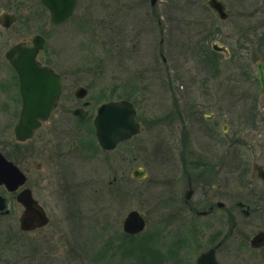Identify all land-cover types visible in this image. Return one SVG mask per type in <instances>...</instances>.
Instances as JSON below:
<instances>
[{
	"label": "rangeland",
	"instance_id": "rangeland-1",
	"mask_svg": "<svg viewBox=\"0 0 264 264\" xmlns=\"http://www.w3.org/2000/svg\"><path fill=\"white\" fill-rule=\"evenodd\" d=\"M224 1L229 14L226 19L217 17L206 0H158L154 6L147 0L145 6L137 7L136 17L125 19L123 13L113 12L123 11L124 3L120 1L79 0L73 15L56 27L45 23L48 12L40 2H35L28 12L34 15L32 28L25 33L21 32V26L17 27V34L9 31L13 35L10 44L23 37L31 43L34 35L43 34L46 38L43 52L66 78L61 108L54 111L50 123L49 119L43 122L33 137L21 144L15 142L13 127L7 123L8 120L14 123L17 116L12 113L13 119L11 114L1 113L0 149L10 158L16 157L22 168L33 169L40 180L33 191L43 202L49 185L59 184L52 174V182L50 177L45 183L44 179L50 169L52 173L56 170L58 148L53 145L61 142V203L91 204L95 202L93 196L98 202L108 199L117 203L124 197L122 219L133 209L147 219V228L140 236L119 238L122 227L117 224V235L110 244L102 241L107 251L83 253L77 262L74 257L61 254V264H193L205 245L197 247L191 256V247L188 250L182 245L190 239L186 238L190 237L187 224L184 221L175 224L171 209L172 202L180 201L179 191L185 188L187 176L199 182L196 172L204 169L201 165V169L175 176L173 147L177 144L182 148L181 143L185 142L187 153L192 149L195 165L212 158L218 167L215 156L220 153L226 171L221 189L229 199L258 202L248 216L239 209L231 210L232 214L225 210V220L227 216L235 218L242 230L238 242L251 238L259 227L264 228V185L252 178L253 164L264 163V90L256 68L257 62L264 64V0ZM139 2L130 1L129 6ZM19 11L26 14L25 9ZM215 42L227 47L229 52L214 50ZM7 47L1 48L3 56ZM79 85L85 86L89 93L73 104L85 110L89 105L84 104L87 100H94L95 112L109 99H129L136 106L143 129L124 147L129 151L130 173L141 166L148 174L138 179L130 174L126 194L116 197L118 191H114L122 183L121 177L118 185H109L114 177L110 169L116 165L121 149L103 153L97 146V155L81 156L78 152L81 137L96 142L90 126L93 117L81 123L67 110ZM212 114L214 117L209 119ZM171 115L177 119L170 120ZM34 163L41 164V168L35 170ZM76 165L78 174L73 170ZM201 186L209 195L216 190L212 184ZM94 187L97 192L93 195ZM251 188L260 192V199L256 200ZM204 189L199 190L193 201L201 194L204 197ZM111 190L114 194L108 198ZM85 211L79 219L82 223L90 222V211ZM56 212L52 218L61 219L64 224L67 210L57 207ZM107 212L104 210L103 218L115 217ZM11 219L12 215L2 217L1 226L7 228ZM202 220L208 225V234L212 226L217 227V217L216 222L209 218ZM84 230L80 232L77 227L75 232L87 233L89 238L95 233L92 224ZM90 246L89 243L86 250ZM243 247L246 248L243 245L241 252L246 251H242ZM222 255L231 260L234 253L226 250ZM15 256L12 251L0 252V264H13ZM44 258L40 254V258H33L32 264H44Z\"/></svg>",
	"mask_w": 264,
	"mask_h": 264
},
{
	"label": "flooded vegetation",
	"instance_id": "flooded-vegetation-1",
	"mask_svg": "<svg viewBox=\"0 0 264 264\" xmlns=\"http://www.w3.org/2000/svg\"><path fill=\"white\" fill-rule=\"evenodd\" d=\"M79 0H75V7L73 10H76V6ZM117 2H121L123 11L119 9L113 10L114 13L121 12L124 14L123 18L127 19L128 17L134 18L136 17L135 14L138 12L137 8L140 6H145V1L147 0H113ZM136 2V1H142L139 2L136 6H129V2ZM150 0V4H151ZM35 2H40L42 9H46L48 12V19L46 18L45 23L50 25V27H56L57 25H53L51 23V12L49 8L43 4L42 0H0V115L1 113H9L12 116V113L17 116L16 121L11 120V122L8 120L7 123L10 125V127H13V134H14V128L17 124L20 116V112L22 109V98L20 94L19 89V80L18 76L13 69L12 65L10 64L9 60L6 57V52L9 48H11L13 45L19 42H29V39L27 37H23L22 39L18 40V42H14L13 44H10L12 41L13 35L9 32L10 30L14 33L17 31V27L21 26V32L25 33L28 29L32 28V25L34 23V15H28V12L32 5L35 4ZM152 5V4H151ZM153 4L152 6H154ZM19 8L25 9L26 14L23 15L19 11ZM118 10V11H117ZM125 12V13H124ZM71 14V16L73 15ZM70 16V17H71ZM69 17V18H70ZM68 18V19H69ZM66 21V20H65ZM64 21V22H65ZM124 21V20H123ZM62 22V23H64ZM61 23V24H62ZM125 27L129 28V25H126ZM19 33V31L16 32V34ZM42 35L44 38L45 36L41 33H38ZM34 37V36H33ZM33 39V38H32ZM5 42V43H4ZM32 42V40H31ZM46 42V38H45ZM30 43V42H29ZM7 45V50L4 53L1 51L2 46ZM45 45V44H44ZM36 61L39 62L42 66H50L52 67L57 73L61 75L62 82H63V91L65 86V76L62 72H60L54 65L50 64L48 61V58L46 54L41 49L36 57ZM3 73V74H1ZM75 93V91H74ZM88 93V92H87ZM71 98V97H70ZM61 99L62 95L60 97V100L58 102V105L56 109L61 108ZM79 98L75 94V98H72V100L69 101L67 110L72 113V117H76L78 121L81 123H87L89 121V117L93 113V105L94 100H87L84 102L88 103L87 109L82 108L83 106H77L74 105V101L77 102ZM93 102V103H92ZM64 106V105H63ZM65 107V106H64ZM55 109V110H56ZM76 109H81V113L84 114L85 118L84 120L80 119V115H77L74 113ZM54 110V111H55ZM54 111L51 113V116L53 115ZM90 112V115H89ZM215 114H212L208 117L213 118ZM51 116L48 120V123H50ZM10 117V118H11ZM15 116L13 117V119ZM9 119L6 117V120ZM177 119L176 116L171 115L170 120ZM92 121V120H91ZM5 122V121H4ZM140 123V130L137 134L133 135L129 139L121 140L117 143L116 147L113 149H105L102 148V146L99 144V141L96 137L94 123L92 121L93 134L95 135V141L93 142V139H88L81 137L79 139L78 145V152L81 156L83 154H90V155H97L99 152L98 147L103 153L106 152H114L116 150L121 149L120 155H117V158L115 160L116 165H112L111 172H113L114 177L109 181V185L113 187L115 184H119L118 177H121L120 185L117 186V189H114V191H118V194L116 197L121 193V195L126 194L128 183L131 178H133L134 172L136 170H140L141 166H138L132 170L130 173V169L128 166L129 161V151L124 147L130 140L134 139L136 136L140 134L142 131V123L138 120ZM47 123V121H45ZM2 122L0 121V128H2ZM56 134V133H55ZM15 135V134H14ZM169 139V138H166ZM188 138H186L187 140ZM16 140V139H15ZM170 140V139H169ZM176 143L177 140L175 139ZM182 142L185 140H181ZM17 144H21L17 140L15 141ZM167 143V141L165 142ZM171 143V142H169ZM8 143H6L5 146H7ZM185 145V148L184 146ZM214 145V144H213ZM58 148V154L57 159L59 160V163L56 167V170L52 173V170L50 169L47 176H45V180L48 181V178L53 175V177H57V182L59 183L56 187L53 183H51L48 187V192L45 193L44 197L45 200L42 202L38 199V197L35 195L33 188L35 183H38L40 180L35 177L33 173V169L31 167H21L16 162L15 158H10L8 155H6L1 149L0 152L4 154L6 158L11 160L14 164L17 165V167L20 168V170L25 175V182L18 186L16 189L11 190L9 189L5 184L0 182V203L2 202L1 198L5 199V204L7 205L4 210L0 211V221L1 218L4 216L12 215V219L10 220V223H8V227H2L0 224V252L1 253H7L12 251L16 256L12 259L13 264H32L35 259L34 257L38 256L40 258V254L45 256L46 258L44 261V264H61V254H63L65 257H74V261H78L77 258L82 256L83 253L86 255H91V253H104L106 250L105 245L110 244L112 239L117 235V224L118 227H122V231L119 234V238L122 237L123 239H128L129 236H140L141 233L131 235L124 230V219L122 217L124 216V197L122 202H115L109 201L108 199L106 201L98 202L96 201V198L93 196V199L95 200L94 203L86 204L80 202H71V203H61V142H59L58 145L54 144L53 147ZM182 148H178V145L173 147L174 153L172 155V161L174 166V173L175 176L177 174L181 173H190L192 172V169L200 168L201 165L204 169L197 171L196 175L199 177L198 180H193V176L188 175L187 176V182L185 184V188L181 189L179 191V202H172L171 203V209H173V220L175 221V224L179 225L182 221L186 222L187 228L190 238L187 240H181L183 241L182 245L185 248L191 247V256L194 250L197 247H203L201 249L200 253L197 255L195 262L193 264H200L199 263V257L205 253H210L215 258V261L217 264H264V244L258 247L252 246L251 240L260 231H264V228L259 227L258 231L251 237L246 239L245 241L238 242V239L242 235V230L240 229L238 225V221L235 218L226 217L225 220V210H229L230 214L231 210L239 209L240 213H242L244 216H248L251 212V209L253 208V205H257L258 202L250 203L246 200H236L235 198L229 199V196H226V193L223 192L221 189L222 183L225 182V174L226 171L224 170V161L221 159L220 153L216 154L215 157H217L215 160H217V166L216 164L212 162V158L208 159L205 164L203 162H198L196 165L193 163L194 154L192 153V149H190V153H187L188 151V143H181ZM215 146V145H214ZM119 154V153H118ZM29 155V154H28ZM93 158V157H92ZM214 161V160H213ZM29 160H27V163ZM76 163V162H75ZM264 164V163H262ZM41 164L34 163L33 167L36 169L41 168ZM78 166L76 165L73 169L77 174L78 170L76 169ZM145 169V168H143ZM147 171V170H146ZM51 172V173H50ZM194 175V174H193ZM238 177V176H237ZM252 178L259 180L264 185V182L261 180V178L258 177L255 171H253ZM49 182L51 181V177L49 178ZM125 182V183H124ZM202 185L210 186L211 184L216 189L212 195H209L208 190L204 189ZM29 189L32 193V196L38 201V203L43 207L45 210L47 216H48V222L47 224L38 227L36 229H23L21 226V215L23 214L25 210V206L23 203L19 200V195L24 190ZM200 189H204V197H199L197 201H193V197L197 193H199ZM191 191L190 198L186 197L187 191ZM79 191V190H78ZM252 195L257 199H260L261 194L258 191H255V189H250ZM97 187H94L92 189L93 195L96 194ZM108 194V193H107ZM114 194V192L109 193L108 198ZM115 198V196H114ZM228 202V206L226 202ZM58 201V202H57ZM116 204V205H115ZM63 210H67V212L64 215V219L62 220L64 224L61 223V219L57 221V219L52 218L53 215H55L57 212V207ZM114 206H117L114 208ZM227 208V209H226ZM89 209L90 211V222L82 223L79 219L83 215L85 210ZM104 210L108 211V216H115L110 219L103 218L106 214L104 213ZM244 211H248L245 213ZM144 216V215H143ZM217 217V222L215 218ZM145 220L146 217L144 216ZM202 218H209L213 219L217 227L215 228L212 226V231L208 234V225L204 223ZM228 221V222H227ZM80 222V224H79ZM227 223V228H226ZM93 226V229L95 231L94 235L89 238L88 234L86 233H78L75 232V230L78 228L81 229L80 232L85 231L87 229V226L90 225ZM147 225V221H146ZM147 227L145 226V229ZM218 228V229H217ZM69 229H72V233H68ZM144 229V230H145ZM217 229V231H215ZM143 230V232H144ZM103 231L105 233H103ZM178 233V232H177ZM230 239H233L234 243L231 242ZM91 240V241H90ZM98 240V241H96ZM104 240V241H103ZM190 240V241H189ZM92 241H96L95 243H91ZM106 242V244H103V242ZM62 242V244H61ZM92 246L89 247V249L86 250L89 243ZM196 242V243H195ZM102 243V244H101ZM236 243V244H235ZM186 245V246H185ZM243 247L242 251L246 249V251L241 252L240 248ZM109 246V245H108ZM236 246V247H235ZM62 247V249H61ZM84 247V248H83ZM97 247V248H96ZM230 247V248H229ZM83 248V249H82ZM188 248V250H189ZM62 250V251H61ZM85 250V251H84ZM187 250V251H188ZM231 250V252L234 253L231 260H229L228 256L222 255L223 251ZM243 253V254H242ZM193 258V257H192ZM72 260V261H73Z\"/></svg>",
	"mask_w": 264,
	"mask_h": 264
},
{
	"label": "water",
	"instance_id": "water-1",
	"mask_svg": "<svg viewBox=\"0 0 264 264\" xmlns=\"http://www.w3.org/2000/svg\"><path fill=\"white\" fill-rule=\"evenodd\" d=\"M50 8L52 22L54 24L65 20L72 13L75 0H43ZM157 0H152L156 3ZM207 4L222 19L228 17L226 5L223 0H207ZM44 39L37 35L34 37L33 45L25 42L15 45L7 53V58L17 70L20 78V89L23 99V109L19 122L15 128L16 138L24 141L31 138L42 121L47 120L52 110L57 106L62 85L58 74L49 67H42L35 61V57L42 48ZM214 49L225 51V47L214 44ZM258 78L261 88L264 90V66L257 63ZM79 97L86 94L83 87L76 91ZM79 113V110L76 111ZM83 117V115H81ZM134 106L128 101L109 102L102 105L99 114L95 119L97 136L101 145L105 148H113L122 139L131 137L138 130V123L135 119ZM254 170L258 177L264 181V164H254ZM146 175L144 169L136 170L134 176L143 177ZM0 182L5 183L10 189H16L22 182L24 176L19 168L12 162L5 159L0 153ZM191 191H187L186 197L190 198ZM19 200L26 209L21 217L23 229H35L48 222L44 209L32 196L29 189L24 190L19 195ZM0 203V210L5 208V201ZM247 213L248 211H244ZM145 226V221L138 211H131L125 221V230L130 233L141 231ZM252 246L258 247L264 244V231L257 233L251 240ZM200 264H217L215 258L210 253H205L199 257Z\"/></svg>",
	"mask_w": 264,
	"mask_h": 264
}]
</instances>
